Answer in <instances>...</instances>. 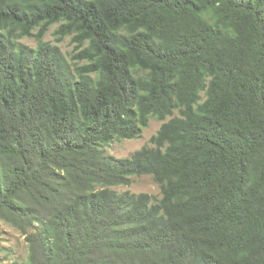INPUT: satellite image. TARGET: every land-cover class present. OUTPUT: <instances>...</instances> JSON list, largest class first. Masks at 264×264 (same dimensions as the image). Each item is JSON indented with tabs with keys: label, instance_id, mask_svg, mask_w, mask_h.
Returning <instances> with one entry per match:
<instances>
[{
	"label": "trees",
	"instance_id": "obj_1",
	"mask_svg": "<svg viewBox=\"0 0 264 264\" xmlns=\"http://www.w3.org/2000/svg\"><path fill=\"white\" fill-rule=\"evenodd\" d=\"M0 222L22 264H264V0H0Z\"/></svg>",
	"mask_w": 264,
	"mask_h": 264
},
{
	"label": "rangeland",
	"instance_id": "obj_2",
	"mask_svg": "<svg viewBox=\"0 0 264 264\" xmlns=\"http://www.w3.org/2000/svg\"><path fill=\"white\" fill-rule=\"evenodd\" d=\"M58 26L52 27L46 34L44 41L52 43L60 47L65 57L71 62L75 61L74 56L77 52L76 44L72 37H66L59 40L55 35ZM23 44L30 47L37 46L35 38L23 39ZM176 112L174 117H178ZM168 118L165 122L169 121ZM165 122H160L156 119H151L148 127L143 131L142 136L136 140H115L113 143L105 147V151L115 158L124 159L129 158L136 151L141 150L143 147L150 145V140L160 130ZM120 192L130 191L134 194L146 193L155 198L161 197V190L150 176L133 177V183L130 187H119ZM28 257V244L25 238L15 229L0 222V264H22Z\"/></svg>",
	"mask_w": 264,
	"mask_h": 264
}]
</instances>
